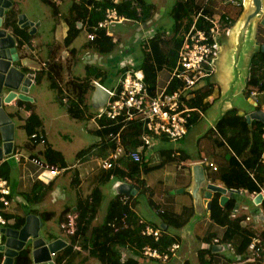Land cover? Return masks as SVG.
I'll list each match as a JSON object with an SVG mask.
<instances>
[{
  "label": "crops",
  "instance_id": "obj_1",
  "mask_svg": "<svg viewBox=\"0 0 264 264\" xmlns=\"http://www.w3.org/2000/svg\"><path fill=\"white\" fill-rule=\"evenodd\" d=\"M74 1L75 0H73V2ZM210 1L214 0H208V2ZM11 2V7L5 11L4 22L7 13L12 8H15L19 15L18 24L21 26V28L30 30L31 34H33L32 42H25L24 47L20 48L19 44L21 37L14 33L12 27L6 28L4 24L6 29L12 30L13 34H9L14 36L15 42L17 43L20 60L14 62V64L25 71L26 74L30 76V78H32L31 74H34L32 83L33 85H38L42 82L45 76L47 77V75H44L41 81L38 82L36 80L37 72L41 69L48 68V63L52 58L51 52L55 50L56 46L51 44L48 45V53L46 56L44 53V48H39L34 37V33L37 31V27L41 22H37V24L31 22L25 13L19 12V7L15 5L16 3H14L13 0H11ZM62 2L63 0L60 4H56L58 8V13L56 15L58 17L63 16L65 19L64 25L60 27V32H63L64 39L68 30L66 17L68 16L69 11L67 15H64L61 12L60 8L65 4V2ZM224 2L228 3L226 0H223V3ZM196 3L210 9L213 17H219L225 13H217L218 2H213L211 6L200 4L198 3V0H196ZM253 4L255 8H251L250 0H242L240 5L235 4L236 6L242 7L239 13H235L236 15L225 13V15L230 17V21H233V24L230 25L229 31H224L221 36L222 51L218 61L217 72L209 87L202 86L201 89L197 90V93L199 91L207 94L204 97L202 104L203 106L205 105V108L202 107L204 115L200 116L198 112H195L196 117L194 120H192V124L188 128V132L184 136L185 138L183 137L185 142L188 140V138L192 139V141L198 146L199 151L195 154L187 152L182 144L184 140L183 138L179 140L161 138L155 140L152 146L144 148L142 152V158L149 169L147 172H144L143 165L141 167V182L143 188L141 190L136 189V194L133 197L134 201H132L135 203V205L133 204L134 206L132 205V208L139 215L140 221L143 220L144 224H151L155 227L163 226L166 233L170 237L174 238V243L177 242L180 244V247L177 249L175 255L179 256L181 261L180 264H193L190 258L187 256L191 255L192 252H194V256L197 259L196 264H200V251L206 252L205 258L210 261V264H264L262 259L254 257L250 251L247 256H243L242 254L238 255L236 253L237 251L235 245L231 242L228 243H231L233 248L214 245L213 241L215 238H219L220 240L224 238L227 231V226L216 223L211 218L210 212L212 200L215 193L218 191H211L207 186L209 183L221 186L224 185L219 179H213L211 177V174L215 172L212 168L204 164L200 165L199 163H196V161L206 157L214 161L218 166L223 164V161L221 160H224L223 156L226 149L216 147L209 134L211 129L216 127L215 125L223 113L231 108H237L239 113L245 116L258 111L264 112V92L258 91L257 98L254 100L250 94L251 90L254 88H248L247 86L248 79L251 75L252 56L259 50L264 51V0H262L261 9L256 8L254 1ZM157 13V5L154 4V8L152 9L150 17L146 22H138L134 20L136 22V25L134 24V30L136 28V30L140 31L139 25L153 21L155 18L154 16L157 15ZM21 15L27 18L25 24H21V22L19 23ZM34 24L35 27L31 30L30 27L34 26ZM160 29L161 31L163 30L162 28ZM109 33H112L109 35H111L113 39L117 41V49L118 51L120 49V53L116 58L113 57L115 56L114 52L109 55V57L112 58L108 63L110 66V72L107 73V81L105 83H101V78H98L94 79L93 82L95 84V82L98 81L100 84L112 90L114 88H118V86H121L120 79L123 75V70L120 68L119 62L125 58H133L136 62L134 68L136 67V69H141L140 64L142 63L144 57L143 48L141 51L142 53H140L137 52L140 51L137 46H133L126 42H123L124 44L122 43L120 38L122 35H124L123 32H118L116 29L115 32L110 30ZM87 43L88 41L86 39L84 47L82 48H78L72 44L65 46L62 52L66 53V57L63 56L62 59L60 57H55V61L62 62L64 64L65 59L68 60L75 55L81 54L83 58L81 62L85 67L90 64H95L102 67V65H100L101 63L99 62L90 63V61L87 60L86 52L87 49L89 50V48L86 47ZM122 45L126 47L123 50ZM72 48L76 49L75 55L70 52ZM45 56L46 58H44ZM34 60L40 61V64L35 65ZM112 63H114V65ZM78 67L79 65L74 64L73 67H71V70H69L70 73L75 75L76 73L73 72V69H77ZM171 77V69L163 68L160 70L157 77L155 94L161 92L166 86H169L168 83H171ZM106 83L110 84L111 87H108ZM62 88L66 92V88ZM248 89L250 91L249 94L247 93ZM65 92L64 100L66 101L68 94L65 96ZM27 94L30 97L33 96L31 87ZM19 101L21 102L19 103ZM28 102L34 105V109L38 113L35 106V96H33L32 100L29 101L14 99L12 100V103H10V106H5V110L12 119V122H16L18 120L20 125H24L26 118L30 114V108L27 106ZM88 103L92 104V102ZM93 106H91V109ZM7 107H16V110H8L6 109ZM38 115L40 116L39 113ZM88 115L89 112L86 113V117H88ZM96 117L91 118L95 121L96 126L94 130L98 128V123L95 119ZM15 122H13V124ZM43 126L44 131L42 133H44L46 140L44 143H39L35 146H29L30 148L34 149L31 154L22 153L21 150H18V148L14 145L12 156L5 155L0 158V165L4 161L9 162V168L7 167L5 170L6 172L9 171L11 176V178L8 180L9 186L11 188V193L9 196H7L9 205L5 206L3 204V206L0 207V211L5 216L8 215L7 217H22L24 220L28 215L36 214L40 217L45 226L48 223L47 220L49 219L43 220V216L50 212L51 215L49 218H51L56 214V210L52 209L48 202L57 203L58 201H63L62 204L64 207L60 212L61 228V223L64 221L66 215L63 212L68 208L69 211H76L79 199L86 198L92 192L93 188L99 185L102 189V194L104 197L105 190L101 185L106 184V182L101 183L98 180V176L103 172L104 169L101 167V165L94 167L91 163L94 159L100 161L101 159L89 154L86 155L85 153L79 154L81 151H79L77 154L78 161L76 164H69L66 160L64 152L57 149L50 143L44 121ZM0 139L1 147L3 144L1 131ZM93 139L96 140L94 143L100 141V138L95 134ZM171 141H174L175 144L170 145ZM39 145H42V147H39ZM47 145H51L54 149L63 153L67 167L66 170L56 176V178L51 183L43 182L44 185L40 186L38 181H41L39 177L41 168L32 160V158L36 157L45 159L43 152ZM121 164L122 163L118 165ZM70 172L73 173L69 177L67 184L59 182V178L62 174H68ZM119 180L120 181H118L116 185L117 194L123 192L125 189L129 190L131 187H134V181L129 182L120 178ZM38 185L39 187H37ZM125 185H129L128 187L130 188H127ZM220 193V200L222 204L233 195L236 196V205L232 215L234 217L242 216L243 226L252 228L256 230L257 233H260L264 229V209L262 207V201H259V196H264V188L259 192L260 195L256 192L250 193L248 191H237L235 189L230 196H225L222 192ZM37 195H39V199H37ZM141 196L146 198L148 206L141 202V199H139ZM209 201H211V206L208 208ZM162 210L179 215L182 219L181 226L176 227L174 225L164 224L160 215ZM2 228L4 227L0 226V235L4 236V234L1 232ZM62 232L66 238L59 236L55 237V239L60 238L69 243V236L64 231ZM169 247L162 250H167ZM75 248L78 250V252L84 250L80 248L79 244H77ZM82 252L85 254V260L89 258L86 256L88 255L87 250ZM170 261L171 259L166 262H159L158 264H169ZM73 262L74 261L72 260V264H76Z\"/></svg>",
  "mask_w": 264,
  "mask_h": 264
},
{
  "label": "trees",
  "instance_id": "obj_2",
  "mask_svg": "<svg viewBox=\"0 0 264 264\" xmlns=\"http://www.w3.org/2000/svg\"><path fill=\"white\" fill-rule=\"evenodd\" d=\"M42 1L51 5L55 14L58 13L57 5L53 0ZM110 6H115L121 15L138 22H146L154 8V4L147 0H121L118 3L114 0L74 1L66 17L68 30L64 38V46L72 44L79 35L82 30L79 26L80 22H83L90 30H93L92 27L97 26L105 17L106 9ZM200 12L201 14L196 20V27L209 29L211 22L205 16H212L210 9L197 4L196 0H178L172 11L174 18L173 32L167 34L165 31L158 30L149 39L148 43L143 45L144 59L140 64V68L144 72V80L151 94H155L157 77L160 70L175 67L184 36L190 30L194 18ZM18 16V12L12 8L7 13L4 24L6 28L12 27L14 33L21 37L19 44L21 48L24 47L25 42H32L33 34H31L30 30L21 28L18 24ZM232 24L233 21H229L224 23L223 26L225 28ZM95 32V39L88 41L86 47H93L102 55H111L117 48V41L111 35H108L105 28H98ZM75 51L76 49L72 48L70 52L75 55ZM86 68V76L77 75L66 81L65 88L69 95L66 101L64 100V90L60 86L59 81L65 70L62 62H57L54 59L51 60L48 63L47 69H41L37 72L36 80L40 82L42 77L47 75L50 87L58 92V100L61 104L67 105L70 112L76 115L77 118H85L87 112H89V118H94L96 114L91 112L92 104L87 102V94L95 89L94 79L101 78V83H105L108 75L103 67L95 64L87 65ZM129 68H133V66H126L121 69L124 73ZM180 84V80L174 79L169 85V91ZM247 86L259 92H264V51L262 50H259L252 56L251 75ZM120 89L121 86H118L117 91L119 92ZM247 93H250L249 89ZM206 95V93L198 91L197 97L192 99L189 104L205 108V105L203 106L202 104ZM27 106L30 108V114L26 118L23 128L29 137V142L26 144L29 147L41 142L39 138L32 139V134L43 132L44 126L43 120L34 109V105L28 102ZM95 119L98 123V128L93 133L100 138V141L81 150L79 154H89L101 160L107 158L116 145V142L112 138L119 131L127 151H135L141 146V123L131 121L123 128V123L115 124L113 120L108 119L106 116L96 117ZM215 126L209 132L210 137L216 147L225 148L226 151L223 156V164L218 166L217 171L211 174V177L219 179L228 189L244 190L250 193L260 192L264 188V161L262 159L264 153V141L262 137L264 115L260 114L249 122L247 117L240 114L237 108H231L220 116ZM43 154L49 164L62 169L67 167L63 153L54 149L51 145H47ZM120 163L122 164L118 165ZM9 165L7 161H4L0 165V178L7 180L11 178L9 171L6 172L5 170L7 167L9 168ZM142 165L143 171L147 172L149 167L145 164L143 158L136 161L131 156L123 155L115 166L104 169L98 176V180L101 183H105L112 177H118L122 180L134 181V188L141 190L143 188L141 182ZM38 183L42 186L45 182L38 181ZM220 195L221 193L218 191L213 197L210 216L216 223L227 226V231L222 241L233 243L237 254L247 256L249 245L254 236H261L264 243V229L260 233H257L256 230L243 226V217H234L232 215L236 205V196L233 195L222 204ZM37 196V199H39V195ZM122 197L123 192H120L110 202L105 219L99 225H93V223L103 199L101 187L98 185L93 188L86 198H80L77 204L76 231L73 235L69 236V243L56 254L55 264H72V257L78 252L75 248L77 244H79L80 248L87 250L89 256L97 257L101 261V264H158L159 261L156 259L143 255V247L151 245L160 250L166 249L174 243V238L166 233L163 226L159 227L162 229L159 240H156L151 235H145L143 233L145 224L140 222L139 215L132 208V205H135L132 202L134 200L132 199L124 203ZM2 206L3 202L0 200V207ZM262 207L264 209V199ZM68 211L69 208L63 213L66 214ZM50 215V212L46 213L42 219H50ZM160 215L164 224L176 227L182 224L181 217L172 212L162 210ZM24 221V218L17 217L16 222L11 224V226L20 228ZM205 254L206 252L200 251V264H210V261L205 258ZM3 257L4 254L0 251V264H2ZM13 264L36 263L32 259L31 250L25 247L14 257Z\"/></svg>",
  "mask_w": 264,
  "mask_h": 264
},
{
  "label": "built area",
  "instance_id": "obj_3",
  "mask_svg": "<svg viewBox=\"0 0 264 264\" xmlns=\"http://www.w3.org/2000/svg\"><path fill=\"white\" fill-rule=\"evenodd\" d=\"M53 1L56 4H60L62 0ZM114 1L118 3L121 0ZM226 2L240 5L242 0L241 2L239 0H226ZM200 14L201 12L194 18L193 25L185 34L183 43L180 47L176 65L172 70L171 82L174 79H178L181 81V84L173 90L169 91V86H166L161 92L151 94L144 80L143 70L134 68L136 63L134 59L125 58L119 62L120 68L126 66H133V68H129L121 76V89L119 92L117 88L112 90L109 89V99L105 106L99 109L96 116L98 118L106 116L108 119L113 120L115 124L123 123V128L131 121L141 123V146L135 151H127L119 131L112 138V140L116 142L115 148L110 152L107 158L101 160L100 165L103 169H109L115 166L123 155L131 156L136 161L141 160L143 149L152 146L157 139L169 138L172 140H179L183 138L187 134L192 120L196 117L195 112H198L200 116L204 115L202 107L191 106L189 102L196 98L198 89H201L202 86L209 87L212 80H214L222 51L221 36L224 31L228 32L230 29V26L224 28L223 25L230 21V17L228 15H221L219 17L206 15L205 18L211 22L210 28L206 29L196 27V20ZM124 20H126V17L121 15L115 6H110L106 9L105 17L97 26L92 27L93 30H90L86 24L80 21L79 26L87 33V41H92L96 37V29L105 28L109 35L112 34L109 33V26L113 23L123 22ZM31 76L33 78L34 74H31ZM96 83L99 82L96 81ZM169 83L168 85L171 84ZM250 94L251 97L256 100L258 91L253 89ZM262 137L264 141V131ZM37 138L41 140L40 143H44L46 140L42 132L32 134V139ZM262 159L264 161V153ZM32 160L41 168L39 177L41 181L46 183L53 181L56 176L66 170V168L62 169L49 164L45 159L35 157L32 158ZM196 163L207 165L214 171L218 169V165L206 157L196 161ZM10 193L11 188L8 180L0 178V200L5 206L9 205L7 196L10 195ZM135 194L136 189L134 187L130 188V192H123L122 199L124 203L132 200ZM261 198V201H263L264 196L261 195ZM77 215V210L68 211L64 221L61 223L62 231L68 236L73 235L76 231ZM15 222V217L7 218L0 211L1 227L11 226V224ZM140 222L143 223V220ZM143 233L145 235H151L156 240H159L162 229L151 224H145ZM213 242L216 246L233 248L231 243L222 242L219 238H215ZM67 244H65V246ZM65 246L63 245L60 250ZM179 247L180 244L177 242L172 243L167 250H160L151 245H145L142 251L143 255L148 258L156 259L159 262H166L176 255ZM248 249L254 257L264 261V243L261 236H254ZM59 251L51 254L54 262V258Z\"/></svg>",
  "mask_w": 264,
  "mask_h": 264
},
{
  "label": "rangeland",
  "instance_id": "obj_4",
  "mask_svg": "<svg viewBox=\"0 0 264 264\" xmlns=\"http://www.w3.org/2000/svg\"><path fill=\"white\" fill-rule=\"evenodd\" d=\"M147 1L157 5L158 13L157 15L154 16L155 18L153 21L139 25L140 31L136 30V28L134 30V24L136 25V22L134 21V19L128 17H126V20H124L123 22L113 23L109 26V30H112L113 32H115L116 29L118 32L119 31L123 32L124 35H122V37L120 38L122 43L126 42L133 46H137V48L140 50L137 52L140 53H142L141 51L142 48L144 47L143 45L145 43H148L149 39L153 37L156 31L159 30L160 28H162L163 29L162 31H165L167 34L173 32L174 18L172 15V11L174 5L178 0H147ZM239 1L241 2V0ZM253 1L254 0H250L251 8H255ZM13 2L16 3L15 5L19 7V12L25 13L29 17V20H31V22H34L35 24H37V22H41L40 25H38L37 27V31L34 33L36 44L39 46V48L40 49L44 48V53L47 56L48 45L50 44L53 46L55 45L56 46L55 50L51 52L52 54L51 60H53L55 57H60L62 59V57L66 55V53L62 52L65 46L63 44V40H64L63 32H60V27H62L65 23L64 17L63 16L58 17L54 13L53 7L42 0H13ZM64 2L65 4L60 8V10L64 15H67L70 6L73 3V0H63L62 3ZM213 2H218L217 13L225 12L236 15L235 13H239V11L242 9L241 6H236L231 2L223 3V0H218V1L214 0L210 2H208V0H198V3L203 5L204 4L210 5V6L212 5ZM14 10L17 11L15 8ZM225 13H223L222 15H225ZM35 24L34 26L30 27L31 30L34 29ZM7 30L8 33L13 34L12 30L10 29ZM86 37H87V33L82 29L79 35L73 41L72 45L78 48L84 47V43L87 39ZM124 48L126 47L122 45V50ZM119 53H120V49L118 51V49L116 48L114 51L115 56L113 57L115 58L118 57ZM46 56L44 58H46ZM86 56H87V60L90 61V63L99 62L101 63L100 65H102L106 73L110 72L109 71L110 66L108 63L112 57H109V55L100 54L99 51H97L93 47H90L89 50L87 49ZM81 60H83L81 54L75 55L72 58H69L68 60L67 59L64 60L65 70L61 75V77L59 78L60 86L65 88L66 81L74 77L75 75L77 76V74L83 77L86 76L87 68L84 66ZM34 64L35 65L40 64V61L37 60L35 61ZM74 64L79 65V67L77 69H73V72L76 74L72 75V73H70L69 70H71V67H73ZM112 64L114 65V63ZM173 69L174 67L171 68V70ZM106 85L108 87H111V85L108 83H106ZM31 91H32V95L35 96V106L37 108V111L45 123V128L48 133L50 143L57 149L62 150L64 152L66 156V160L69 164H76V162L78 161V157H77L78 152L81 151L82 149L88 148L96 141L95 139H93L94 137L93 131L96 126L95 121L89 117H85L83 119L77 118L76 115L70 112L67 105H62L58 100L57 90L52 89L50 87V81L46 76L45 78H43L42 82L39 83L38 85H32ZM65 93L66 96L68 94V91L66 90ZM67 97H69V95ZM87 102H92L91 92L87 94ZM6 109L16 110V107H7ZM92 109L91 112L93 114H97L98 108L93 106ZM14 129H15L14 131L15 147H17L18 150H21V152L24 154H31L34 151V149L26 146V144L29 142L28 141L29 137L25 132L23 125L22 124L20 125L18 120L14 123ZM174 144H175L174 141L170 142V145H174ZM182 144L184 149H186V151L189 153L191 152V154H195L199 151L198 146L190 138H188L186 142L184 139ZM39 147H42V145H39ZM221 161L224 162V160ZM91 163L93 164L92 166L98 167L101 164V161L94 159L92 160ZM72 173L73 172H70L68 174H62L59 178V182L67 184L69 177L71 176ZM118 181H120L118 177H113L112 179L107 181L106 184L101 185L105 190L104 191L105 193L103 200L100 204L99 213L94 221V225H99L103 223L105 216L107 214L108 206L110 205V202L117 195L116 185ZM139 199H141V202L143 204L148 206L147 200L144 196H141ZM48 203L52 209L56 210V214L53 217H51L49 220H47L48 223L41 228V232L44 238L46 239L47 242H50L52 239L55 240V237H59V236H63L64 238H66V236L63 234L60 228V212L64 207V205L62 204L63 201H58L57 203H50V202ZM31 243L32 240H28L27 247H31L32 246ZM82 251H86V250H81L80 252L75 253V255L72 257V260L74 261L73 263L101 264V261L94 256L92 257L86 255L90 259L87 258L85 260V254ZM187 256L190 258L193 264H196L197 259L194 256V252H192L191 255H187ZM180 263L181 261L178 255L173 256L171 258V261L169 262V264H180Z\"/></svg>",
  "mask_w": 264,
  "mask_h": 264
},
{
  "label": "water",
  "instance_id": "obj_5",
  "mask_svg": "<svg viewBox=\"0 0 264 264\" xmlns=\"http://www.w3.org/2000/svg\"><path fill=\"white\" fill-rule=\"evenodd\" d=\"M254 3L257 9H261L262 0H254ZM11 5V0H0V131L3 138V144L0 147V158L5 155L12 156L14 151V124L5 110V106H10L14 99L32 100V97L27 93L33 85V81L25 71L14 64V62L20 60L17 43L14 36L9 34L4 27L5 11ZM26 21L27 18L21 15L19 23L25 24ZM109 96V89L95 82V89L91 97L92 104L101 109L107 103ZM260 114L264 115V112L258 111L246 117L251 122L252 118H256ZM125 186L130 188L129 185ZM207 187L211 191L222 192L225 196H230L234 191L213 183H209ZM123 192H130V189H125ZM259 201H261V196H259ZM210 206L211 201L208 203V208ZM43 226L44 223L38 215L30 214L20 228L13 226L2 228L1 232L4 236L0 235V251L4 254L3 264H13L14 257L23 248L27 247L28 240H32V246L28 248L31 250L34 263L55 264L51 254L59 251L67 242L60 238L47 242L41 232Z\"/></svg>",
  "mask_w": 264,
  "mask_h": 264
},
{
  "label": "clouds",
  "instance_id": "obj_6",
  "mask_svg": "<svg viewBox=\"0 0 264 264\" xmlns=\"http://www.w3.org/2000/svg\"><path fill=\"white\" fill-rule=\"evenodd\" d=\"M60 251H61V250H60ZM60 251H59V252H60ZM55 257H56V256H55ZM54 259H55V258H54Z\"/></svg>",
  "mask_w": 264,
  "mask_h": 264
}]
</instances>
